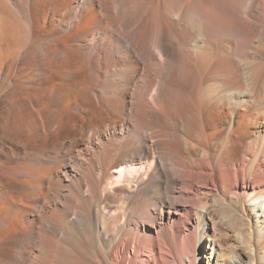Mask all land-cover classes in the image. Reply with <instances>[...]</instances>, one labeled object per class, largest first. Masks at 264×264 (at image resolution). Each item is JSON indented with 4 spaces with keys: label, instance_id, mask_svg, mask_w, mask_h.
I'll return each instance as SVG.
<instances>
[{
    "label": "bare ground",
    "instance_id": "6f19581e",
    "mask_svg": "<svg viewBox=\"0 0 264 264\" xmlns=\"http://www.w3.org/2000/svg\"><path fill=\"white\" fill-rule=\"evenodd\" d=\"M0 264H264V0H0Z\"/></svg>",
    "mask_w": 264,
    "mask_h": 264
}]
</instances>
